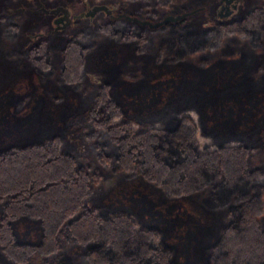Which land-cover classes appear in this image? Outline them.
Instances as JSON below:
<instances>
[{
  "label": "trees",
  "instance_id": "obj_1",
  "mask_svg": "<svg viewBox=\"0 0 264 264\" xmlns=\"http://www.w3.org/2000/svg\"><path fill=\"white\" fill-rule=\"evenodd\" d=\"M185 16L72 22L19 49L0 13V55L34 79L0 89V258L264 264V0L199 28Z\"/></svg>",
  "mask_w": 264,
  "mask_h": 264
},
{
  "label": "rangeland",
  "instance_id": "obj_2",
  "mask_svg": "<svg viewBox=\"0 0 264 264\" xmlns=\"http://www.w3.org/2000/svg\"><path fill=\"white\" fill-rule=\"evenodd\" d=\"M70 0H0V13L11 14L19 22L22 31L17 35L14 45L21 49L32 37L47 32L53 28L52 16L49 13H43L38 9L40 5L45 7L54 6L56 4L65 5L71 12L85 10L86 7L93 3H104L112 9V12H125L136 14L140 17L145 16L148 11H154V18L163 16L166 13H178L181 11L196 8L193 12L184 17V22L199 28L205 25H212L218 21H227L239 17L250 7L259 4L262 0H236L235 8L227 15L219 16L218 7L222 0H191L186 3L185 7H178L179 4L169 2L165 6H159L154 0H75L78 7L71 9ZM106 16L102 11L95 12L91 17L83 16L73 20V23L81 26L93 27L97 22L104 21ZM71 22V23H72ZM74 24V25H76ZM70 25V24H69ZM65 28V27H64ZM63 28V29H64ZM62 29L56 30L61 31ZM232 46V45H231ZM230 45L224 46L223 49H229ZM97 74H86V80L89 83L97 81ZM34 81L30 70L17 68L13 62H10L0 55V89L13 87L17 91H25ZM264 120V117H262ZM264 167V161L259 163ZM123 172L117 173L113 179H105L98 184L96 193L100 194L109 186L122 178ZM264 183V179L262 180ZM261 227L264 229V201L262 202V210L258 215ZM0 264H15L0 258Z\"/></svg>",
  "mask_w": 264,
  "mask_h": 264
},
{
  "label": "water",
  "instance_id": "obj_3",
  "mask_svg": "<svg viewBox=\"0 0 264 264\" xmlns=\"http://www.w3.org/2000/svg\"><path fill=\"white\" fill-rule=\"evenodd\" d=\"M231 8H235V3L231 4ZM39 10H41L43 13H49L54 16V18L51 20L53 23V28L48 29L47 32H54L59 29H63L67 25H69L73 20L76 18H80L83 16L91 17L95 12L102 11L104 15L109 17L114 16H126L127 18L136 20L142 24H147L149 27H155L165 20H176L178 18H181L187 14H189L192 10H185L178 13H166L162 17H160L157 20L151 21L148 19H140L136 16H129L126 13H113L112 9L108 7L104 3H93L92 5L86 7L85 10H79L78 12H70L69 9L65 5L56 4L54 6L45 7L43 5H40L38 7ZM233 9H228L225 11H218L219 16L227 15L229 14ZM61 23H58V21H61Z\"/></svg>",
  "mask_w": 264,
  "mask_h": 264
},
{
  "label": "flooded vegetation",
  "instance_id": "obj_4",
  "mask_svg": "<svg viewBox=\"0 0 264 264\" xmlns=\"http://www.w3.org/2000/svg\"><path fill=\"white\" fill-rule=\"evenodd\" d=\"M222 3L219 5L218 7V11H225V10H228V9H233L231 8V4L232 3H235L236 5V0H222L221 1ZM54 18V16H52V19ZM61 21H58V23H61Z\"/></svg>",
  "mask_w": 264,
  "mask_h": 264
}]
</instances>
